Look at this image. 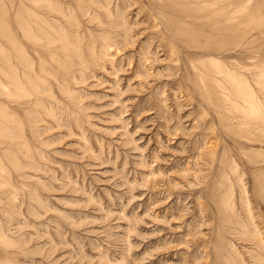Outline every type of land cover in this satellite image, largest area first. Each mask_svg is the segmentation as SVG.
<instances>
[{"label":"rangeland","instance_id":"1","mask_svg":"<svg viewBox=\"0 0 264 264\" xmlns=\"http://www.w3.org/2000/svg\"><path fill=\"white\" fill-rule=\"evenodd\" d=\"M147 1L0 0V264H264V0Z\"/></svg>","mask_w":264,"mask_h":264},{"label":"bare ground","instance_id":"2","mask_svg":"<svg viewBox=\"0 0 264 264\" xmlns=\"http://www.w3.org/2000/svg\"><path fill=\"white\" fill-rule=\"evenodd\" d=\"M234 1L235 2H233V0H214L212 3L209 4V6H218L219 11L206 14V15L202 16L201 19L204 20L206 22V24L209 26L214 25V22H216V21H220V25H221L220 30L223 32V34H222L223 41L226 43V45L230 44V48H232L234 50H238V52H240L244 49V45H243L244 37L242 34L237 35V34H232V32L239 30V28H241L242 25H245V23H244L245 18H242L241 15L238 16L239 0H234ZM147 2L150 5H152V2L150 0ZM156 3H158V2H156ZM205 5H207V4L205 3ZM155 10L158 11L157 9H155ZM165 30H167V29H165ZM151 45H153V44H151ZM109 46L110 45L106 44L104 47H107L106 49H108ZM109 50H110V48H109ZM121 50H123V49H121ZM126 50L127 49H125V51ZM149 50H150V48H149ZM118 51H120V50H118ZM120 52H122V51H120ZM116 53H117V50H116ZM143 54L145 55V57L151 58V56L148 57V55H150L151 52L146 50ZM259 64L260 63L255 62L254 67H257ZM128 66H129V63H128ZM263 66H264V64H263ZM238 69L243 70V72L245 70L242 67H238ZM258 72H259L258 74H252V77L253 78H264V70H261ZM217 74L222 76V77H225L228 81H230L228 87L227 86L225 87L228 89V91H230V87H233L235 89V94H236L237 99H238V101L236 100L234 102L236 108L245 111V114H246V112H248L249 117H251L252 114H254V112H257V110H258L257 104L253 100L250 92L249 93L248 92H245V93L241 92V87L243 85H247V84H242L241 78L229 76L228 73H225L224 71H219V72H217Z\"/></svg>","mask_w":264,"mask_h":264}]
</instances>
